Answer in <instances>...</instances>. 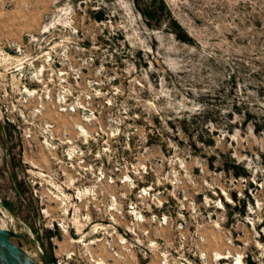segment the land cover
<instances>
[{
  "label": "rangeland",
  "instance_id": "obj_1",
  "mask_svg": "<svg viewBox=\"0 0 264 264\" xmlns=\"http://www.w3.org/2000/svg\"><path fill=\"white\" fill-rule=\"evenodd\" d=\"M0 228L39 264H264V0H0Z\"/></svg>",
  "mask_w": 264,
  "mask_h": 264
},
{
  "label": "water",
  "instance_id": "obj_2",
  "mask_svg": "<svg viewBox=\"0 0 264 264\" xmlns=\"http://www.w3.org/2000/svg\"><path fill=\"white\" fill-rule=\"evenodd\" d=\"M19 235L12 230H4L0 228V264H14L15 262L25 261L26 264H39L32 260L23 249L14 245L10 238L18 237ZM14 250L17 252L14 254ZM20 250L23 253H19Z\"/></svg>",
  "mask_w": 264,
  "mask_h": 264
},
{
  "label": "bare ground",
  "instance_id": "obj_3",
  "mask_svg": "<svg viewBox=\"0 0 264 264\" xmlns=\"http://www.w3.org/2000/svg\"><path fill=\"white\" fill-rule=\"evenodd\" d=\"M2 229V228H1ZM5 230V229H4ZM20 250H18V252H19ZM23 251H25V253L32 259V260H34V261H37L38 263H41V262H39V256H38V253L37 252H34V253H32V252H28V251H26V250H24L23 249ZM15 253H17L15 250H14V254ZM19 253H23V252H19ZM14 264H26V262L23 260V261H21V262H15Z\"/></svg>",
  "mask_w": 264,
  "mask_h": 264
},
{
  "label": "built area",
  "instance_id": "obj_4",
  "mask_svg": "<svg viewBox=\"0 0 264 264\" xmlns=\"http://www.w3.org/2000/svg\"><path fill=\"white\" fill-rule=\"evenodd\" d=\"M56 264H67L64 259L56 260Z\"/></svg>",
  "mask_w": 264,
  "mask_h": 264
}]
</instances>
